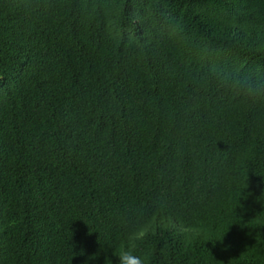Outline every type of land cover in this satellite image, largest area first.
<instances>
[{"label":"trees","instance_id":"obj_1","mask_svg":"<svg viewBox=\"0 0 264 264\" xmlns=\"http://www.w3.org/2000/svg\"><path fill=\"white\" fill-rule=\"evenodd\" d=\"M121 246L264 264V0H0V264Z\"/></svg>","mask_w":264,"mask_h":264},{"label":"clouds","instance_id":"obj_2","mask_svg":"<svg viewBox=\"0 0 264 264\" xmlns=\"http://www.w3.org/2000/svg\"><path fill=\"white\" fill-rule=\"evenodd\" d=\"M147 233L138 231L130 234L129 239H143ZM117 264H148V258L143 255L136 254L134 248L129 246H121L117 249Z\"/></svg>","mask_w":264,"mask_h":264}]
</instances>
